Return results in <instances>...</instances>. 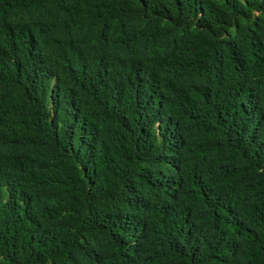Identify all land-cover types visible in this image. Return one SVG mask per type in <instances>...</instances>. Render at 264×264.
I'll list each match as a JSON object with an SVG mask.
<instances>
[{
	"label": "trees",
	"instance_id": "trees-1",
	"mask_svg": "<svg viewBox=\"0 0 264 264\" xmlns=\"http://www.w3.org/2000/svg\"><path fill=\"white\" fill-rule=\"evenodd\" d=\"M0 264H264V0H0Z\"/></svg>",
	"mask_w": 264,
	"mask_h": 264
}]
</instances>
